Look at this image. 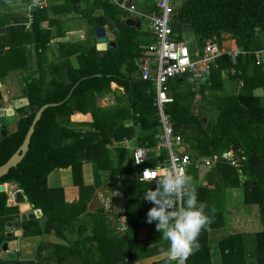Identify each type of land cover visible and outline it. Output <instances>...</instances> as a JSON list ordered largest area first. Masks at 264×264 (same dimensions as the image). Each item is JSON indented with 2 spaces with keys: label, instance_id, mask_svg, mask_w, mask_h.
I'll return each mask as SVG.
<instances>
[{
  "label": "trees",
  "instance_id": "obj_1",
  "mask_svg": "<svg viewBox=\"0 0 264 264\" xmlns=\"http://www.w3.org/2000/svg\"><path fill=\"white\" fill-rule=\"evenodd\" d=\"M127 1L129 4L136 2ZM28 2L37 3L42 0ZM53 2L34 13V22L28 29L6 25L7 21L0 15V81L10 72L27 67L28 45L34 44L37 55L44 56L48 44L66 35L61 22L64 23L69 16L85 19L94 30L109 26L115 35L117 46L114 49L99 50L97 37L92 47H87L85 40L72 41L64 38L59 45L64 50L62 53L67 55L63 66L47 63L44 65L49 70L47 77L45 75L40 78L23 77L24 95L30 104L17 110V115L9 122L11 129L8 135L0 134V166L8 162L22 146L38 110L46 104L60 103L44 111L35 127L26 157L7 175L0 178V187L17 183L26 202L30 203L33 209L42 211V217L22 223L24 237L47 234L66 237L67 232L75 231L77 226L80 230H86L89 226L87 227L85 220L78 225L81 222L79 218L86 213L88 202L96 190L106 185L108 181L121 179L124 182L123 195L129 201H133L134 197L142 198L146 191L150 188L154 190L156 187L153 183H147L146 187H149L147 189L144 187V193L138 196L135 192L129 191L130 182L135 185L141 183L135 180L137 171L136 165L132 162L133 152L130 153L125 146L114 147L113 143L114 140L121 142L131 139L134 134H137L140 146L155 143L154 136L159 132L157 108L154 106L156 90L152 83L140 75L134 77L126 72L127 68L138 70L137 59L144 53L149 54L145 47L154 41V36L144 31L142 27L138 29L136 26L127 25V16L120 11L121 9L120 13L113 11L115 6L109 5L110 1L53 0ZM144 2H136L138 8L147 12L158 10L155 4H149L147 0ZM102 9L106 11L105 14L99 13ZM62 17L65 19H61ZM12 18L15 25L25 19L19 16ZM138 21L142 24V20ZM172 27L178 40H182L186 32L193 31L200 46H204L211 38L216 37L221 42L224 35H230L246 50L264 49V0H182L176 8ZM148 40L150 42L145 44ZM255 42L258 44L252 47ZM75 61L78 66H73ZM217 63L218 68H213L205 77L215 69L237 68V64H233L228 55L221 56ZM258 66L260 72H264V61ZM61 70L64 74H61ZM185 79L192 81L189 75H184L168 84L174 101L167 105L166 113L176 127V134L182 137L186 147L189 145L195 150V153H192L187 148L193 157L203 155L218 160L216 167L222 173L225 186H239L241 180L238 169L222 161L221 154L232 147L237 152L241 149L245 151L247 160L242 174L247 177L243 183L246 187V202L258 206L264 225V103L259 100V103L250 106L243 101V97L240 101L241 96L239 98L204 96L202 106L204 108L210 106L211 113L207 114L204 108L197 113L187 102L186 95L175 93L172 88L173 82L176 89L182 87ZM202 81L193 92L198 94L200 91L206 95ZM115 84L123 89V96L134 109V125L139 131L135 127L133 129L124 126L129 119L127 112L103 107L101 109L95 104L96 95L104 97L112 93V85ZM90 91L96 94L93 98L87 99ZM19 113L24 114L20 116ZM89 116L94 118V122L87 121ZM119 116L121 120L114 119ZM73 118L80 121L74 122ZM71 125L90 126L91 131L87 127L79 129ZM86 164L92 166L94 178L92 185L84 184L83 166ZM68 168H72L74 184L80 188L81 198L77 203L67 201L63 186L53 187L49 184V176L54 170ZM190 172L196 189L198 171L192 169ZM196 193L199 202L206 205L210 202L211 205L205 208H208L205 213L210 217L211 223L201 230L198 237L199 247L187 258V263L194 261L196 264H212L211 248L207 243L208 232L223 223L224 201L219 194L210 193L206 188L200 187ZM12 197L13 193L7 189L0 190V247L7 240L2 237L6 232L7 223L18 220L21 215L20 205L10 204ZM216 210L219 212H215ZM87 214L90 218L95 215ZM146 215L147 211L144 209L125 214L128 225L126 241L136 240L144 226L148 227L150 237L154 229L159 234L158 238L163 240L162 235L156 231L155 223L146 222ZM216 215L219 220H216ZM165 243L168 244L167 241ZM220 247L224 264H264V230L254 234H231L221 242ZM120 255L119 260L124 261L128 258L131 261L129 254L121 252ZM104 261L109 264L113 257L106 254L101 259V262ZM8 262L10 261L0 257V264ZM157 264L171 262L166 258Z\"/></svg>",
  "mask_w": 264,
  "mask_h": 264
},
{
  "label": "crops",
  "instance_id": "obj_2",
  "mask_svg": "<svg viewBox=\"0 0 264 264\" xmlns=\"http://www.w3.org/2000/svg\"><path fill=\"white\" fill-rule=\"evenodd\" d=\"M42 1H45L47 6L54 3L53 0ZM34 3L28 2V0H0V15L5 16V19H11L12 16L24 17V21L19 24L15 25V22L13 21L6 25L11 27L14 25V27L18 26V28L24 27L25 29H28L30 26L27 24L28 14L26 12ZM62 18L65 19V17ZM83 20L84 19H78L73 16H69L65 19L66 24H64L66 25L65 27L67 33H73L75 30L76 34H79V36L82 35L81 33L84 34V32H82L83 28L81 27ZM45 24L46 26L48 25L47 23ZM76 39L79 40L78 38ZM221 44L226 50H233L237 47L242 49L243 52L239 56V59L233 61V64H237L236 70L238 73L237 75H229L230 69L228 68L223 70L215 69V71L210 72L206 77H204L202 85L205 87L206 95L204 92L202 93L199 91L198 98L195 97V101L193 102V105L195 103L198 104L197 107L193 106V110L197 113L201 108H204L202 106L204 96L217 98H239V96H241L239 98L240 101L243 97V101L248 103L250 106H254L255 103H259V100L264 103V72H260L258 66L259 61H264V49L253 48L252 50H246L244 47L238 45L236 40L230 35H224L221 39ZM257 44L258 43L255 42L252 47ZM54 47L55 42L53 40L51 45L48 46V51H51ZM35 53L36 46L34 44L28 45L27 65L29 67L33 63ZM15 71H19L18 73H20V71H24V69L10 72L6 79H9L11 75L13 76ZM4 80L5 78L0 81V89L7 90V92L9 91V93L16 95L18 99L27 98L24 95L23 79L19 85L16 84L14 79L8 83ZM180 80L183 82L182 78ZM112 86L123 92V89L116 86V84ZM216 89L219 90L216 91ZM209 90H212V93L214 94L208 93ZM219 91H223L224 94H217ZM17 98L13 100L12 105H9L10 107L8 108H14V101H16ZM204 109L207 114L211 113V111H209L211 110L210 106H206ZM16 114L14 116H16ZM8 124L9 117L7 129H9ZM130 143L131 142H129V140L122 141L120 142V145L127 147L130 153H132L136 145L131 146ZM70 169L72 173L70 183L68 185L64 183L63 185H55L53 187L63 186L66 191L67 201L69 203H77L81 198L80 188L74 184L72 168H68V171ZM90 172L92 178V166L90 164L84 165V184H93L86 183L87 175L89 176ZM197 173L200 177L196 179V190H199L200 187L206 188V190L210 191V193L214 192L219 194L220 198L224 201L225 209L223 214V223L221 226L214 227L208 232L207 242L211 248L212 264H224V258L220 247L221 242L224 239L234 233L254 234L264 230V225L262 228L259 223V220L261 219L259 208L257 205L248 204L246 202V187L243 183L247 180V177L239 171L238 173H240L239 177L241 180V184L239 186H225L223 184L222 173L217 168H210ZM91 178L89 177V179ZM12 184L16 188V191H11L13 196L17 193L20 194L21 191L19 190L17 183L14 182ZM110 184L111 187L107 186L109 189H118L116 184ZM98 190L100 189L98 188L96 193ZM121 193L122 196L118 199L112 195L111 198L104 202L95 200L96 195H94L88 202L86 213L82 214L79 218L81 219V222L78 223L79 225L82 223V220H85V223L87 227L89 226V228L86 227V230H80L77 226L75 231H68L66 237H57L54 234L24 237L22 227L15 230V239L18 241V247L15 249L14 253H16L17 258L12 260L7 259L10 261L7 264H15L14 261L22 263L30 262L34 264H108L105 261L101 262L102 257L106 254L113 257V261L109 264H157L166 259L167 257L165 255V251L168 244L158 238L159 234L156 233L154 229L152 230L151 237L149 235L148 227L144 226L141 228L136 240H125L128 228L125 214L129 211H138L140 209H144L148 212L153 205L150 203V205L141 204L134 206L132 201H129V199L123 195L122 190ZM9 202L10 204L15 203L13 197ZM209 205H211L210 202ZM207 209H205V212ZM215 212H219V210H216ZM87 213H93L95 215L90 218ZM96 214L98 216H96ZM216 216V220H219L218 215ZM121 252L129 254L131 261H129L128 258L124 261L119 260ZM171 264H176V262L172 261ZM190 264L196 263L191 261Z\"/></svg>",
  "mask_w": 264,
  "mask_h": 264
},
{
  "label": "built area",
  "instance_id": "obj_3",
  "mask_svg": "<svg viewBox=\"0 0 264 264\" xmlns=\"http://www.w3.org/2000/svg\"><path fill=\"white\" fill-rule=\"evenodd\" d=\"M102 1L117 3L127 18L142 21L145 19L149 24L148 32L154 36V41L145 47L149 54H142L137 59V64L139 75L152 83L156 90L154 106L157 108L159 132L154 136L153 145H138L133 149V162L139 168L135 180L141 183H153L156 186V181L160 178L159 170L163 168L178 169L190 176L192 169L199 171L202 168L216 167L218 160L215 158L203 155L193 157L182 137L176 134V127L166 113L167 105L174 101L168 84L178 77L189 75L194 86L193 90H196L205 75L213 68H218L217 61L221 56L228 55L232 61H236L242 54V49L237 47L233 50H226L214 37L207 40L204 46L199 45L193 51L195 48H192L187 40H178L172 23L180 0H152L158 8L155 12L141 10L136 2L129 4L127 0ZM46 6L45 1L30 6L28 26L31 27L34 22V13ZM237 73L234 67L230 70L232 75H237ZM1 127L0 124V130ZM220 159L236 167L242 173L247 156L244 150L237 152L232 147L224 151ZM185 264H188L187 260Z\"/></svg>",
  "mask_w": 264,
  "mask_h": 264
},
{
  "label": "rangeland",
  "instance_id": "obj_4",
  "mask_svg": "<svg viewBox=\"0 0 264 264\" xmlns=\"http://www.w3.org/2000/svg\"><path fill=\"white\" fill-rule=\"evenodd\" d=\"M138 1L139 2H141V1L144 2L145 0H138ZM138 1L136 0V2H138ZM147 2L149 4H154V2L152 0H147ZM181 2H182V0L179 1L178 6L181 4ZM100 3L101 4H105V3H102V2H100ZM144 3H146V2H144ZM108 4L115 6V8L112 9L113 11H119L121 9L120 6L117 3L113 2V1H110ZM138 7H139V5H138ZM120 11H122V9ZM120 11H119V13H120ZM28 12H29V9L27 10L26 13L28 14ZM99 13L100 14H105L106 11L102 9V10L99 11ZM98 16H101V15H98ZM2 17L5 19V16H2ZM61 19H63V18H61ZM79 19H82V18H79ZM5 20L7 21V23L13 22L12 19H5ZM64 23H65V21H64ZM64 23L61 22V27L63 26L62 29L66 32V35L58 37V39L54 40V42H55L54 49H52L51 51L47 50V53H45L44 56L37 55V51H36L35 56L33 58V63H32V65L30 67L27 65V67H25L24 71H20V73H18L19 71H15L13 76L11 75L9 77V79L5 78L4 81H7V83H8V82H11L14 79L16 84L19 85L24 76H36L37 78H40V77H43L45 75L47 77L49 75V70H48V68L44 67V65L46 66L47 63H51L52 62V63H57V65L63 66L67 55L62 53V52H64V50L59 45L61 44V41L64 40V38L65 39L68 38V39H71L73 41V40H77L76 38L79 39L81 37L80 39L81 40H85V45L87 47H92L95 44L94 40L97 37L96 36V30L97 29L94 30V27L90 26V24L85 19L83 20L82 25H81V27L83 28L82 32H84V34L81 33L82 34L81 36H79V34L77 35L75 30L73 31V33L72 32L67 33L66 27H65L66 23L65 24ZM148 26H149L148 22L144 19L142 21V29L144 31L148 32ZM20 30H21V32H23L22 28H20ZM94 32H95V34H94ZM69 34H71V35H69ZM82 36H83V38H82ZM183 39L187 40L191 44L192 48H195V49H193V51L196 50L197 47H199L198 39H197V37H196V35H195V33L193 31L186 32L184 34V36H183ZM149 42H150V40H148L145 44H148ZM78 65L79 64L77 63V61H75L74 64H73V66H78ZM126 72H128L130 75H132L134 77H137V75L139 73L137 69H133V68H127ZM25 73H26V75H25ZM61 74H64L63 70H61ZM112 88H113V92L110 93V94L105 95L104 97H99V96L96 95V100H95L96 103L95 104L98 107H100L101 109L103 107V109H109V110L116 109V110H118V112H120V111L121 112H127V116L129 117V119L125 122L124 126L125 127H129V128L135 127L137 129V131H139V128L134 125L135 122H134L133 118H134L135 111L129 105L128 99L125 96H123V92L121 90L115 89L113 86H112ZM172 88H174V92L175 93L178 92L180 94H185L186 97H187V102L190 105H192L194 107H197L198 104L195 103L193 105V102L195 101V97L198 98V94L193 92V85H192V81L190 79H185L184 84L182 85V87L177 88V89L175 88V82H173L172 83ZM218 90L219 89H216V91H218ZM212 92H213L212 90H209L208 93L214 94ZM95 94L96 93L94 91L88 92L87 99L88 98L89 99L93 98ZM217 94L223 95L224 92L223 91H219V92H217ZM16 98H17V96L9 93V91L7 92V90L0 89V107H6V108L10 107L9 105H12L13 100L16 99ZM76 101H78V100H76ZM112 107H114V108H112ZM194 107H193V109H194ZM23 114L24 113H19L20 116H22ZM123 115H121V116H123ZM114 119L121 120V117L119 116V117H116ZM12 120H13V117H9V122L12 121ZM72 121L79 122L80 119L78 120V119L73 118ZM87 121L88 122H94V118L92 116H89ZM10 125L11 124L9 123L8 124V128L9 129H7V133L10 132V129H11ZM71 127H75V128L81 129V128H84L85 126L84 125L83 126L71 125ZM86 127H87V129L89 131H91V127L90 126H86ZM1 132L2 131L0 130V134L2 135ZM128 140H129V142H131L130 143L131 146H134V145L138 146L139 145L138 140H137V134H134L133 138L125 139L124 141H128ZM113 143H114V147L122 146V145H120V142H118V141L116 142L114 140ZM114 147H112V149H114ZM187 148L192 153H195V150H193V148L190 147L189 145H187ZM132 162H133V158H132ZM85 169H87V168H85ZM138 170H139V168L136 167V171H138ZM204 170H206V168H202L198 172H202ZM71 175H72L71 169L69 171H68V169H56L49 176V184L51 186L63 185L64 183L68 185L70 183V181H71ZM190 175H191V172H190ZM89 177L91 178V172L89 173V176L87 175L86 183H88V184L94 183V178L92 177L91 179H89ZM198 177H200V175L197 174V178ZM110 183H113L112 185L116 184V187H118V189H114V190L109 189V187H107V186L111 187ZM123 184H124V182L121 179H117L116 181H110V182L108 181V182H106V185H104L102 187V189L99 188L100 190H98L97 193L95 192V194H94V195H96V199L95 200H99V201L104 202V201L108 200L109 198H111L112 195H114V197L118 199L120 196H122L121 195L122 194L121 190L123 189ZM85 185H87V184H85ZM12 186H13L12 183L7 186L8 191H10V192L12 191ZM146 186H147V183H140L139 185H135V184H133V182H130L129 183V191H131V193L135 192L136 193L135 195L138 196V194H141L145 189H147L149 187V186L148 187H146ZM144 187H146V188L143 190ZM13 189H14V186H13ZM143 197H144V195H142V198L141 197H138V198L134 197V200L132 201L133 205L134 206H138V205H141V204H149L150 202L146 201ZM13 198H14V202L16 203V200H15L14 196H13ZM93 208H96V207H93ZM259 221H260L259 222L260 223V227L263 228V223H262L261 219Z\"/></svg>",
  "mask_w": 264,
  "mask_h": 264
},
{
  "label": "clouds",
  "instance_id": "obj_5",
  "mask_svg": "<svg viewBox=\"0 0 264 264\" xmlns=\"http://www.w3.org/2000/svg\"><path fill=\"white\" fill-rule=\"evenodd\" d=\"M159 176L155 189L150 188L143 197L153 205L147 212L146 222L155 223L156 231L168 242L167 260L185 264L199 247L201 230L211 223L205 213L207 205L198 201L192 178L183 171L163 168Z\"/></svg>",
  "mask_w": 264,
  "mask_h": 264
},
{
  "label": "water",
  "instance_id": "obj_6",
  "mask_svg": "<svg viewBox=\"0 0 264 264\" xmlns=\"http://www.w3.org/2000/svg\"><path fill=\"white\" fill-rule=\"evenodd\" d=\"M126 24L130 26H136L138 29L141 28V22H139L138 20L134 18H127ZM96 36H97L99 50H106L108 48H113V49L116 48L117 44L115 42V35L114 33H112V30L109 26L97 28ZM14 104H15L14 108L0 107V124L2 125L1 133L3 136L8 135L7 133L8 117L14 116L17 110L28 107L30 104V101L28 98L17 99L16 101H14ZM58 105H60V103H50V104L44 105L38 110L22 146L8 160V162L0 166V178L7 175L13 167L18 166V164L23 161V159L26 157L29 151L31 138L35 132V127L37 123L41 120L44 111L50 107H54ZM6 189H7L6 186L0 187V190L2 191ZM14 197H15L16 203L20 205L21 215L18 220L8 222L6 225V232L2 234V237L7 238V240L0 247V257L2 259L12 260V259L17 258V255L16 253H14V251L18 247V241L14 238L15 237L14 231L17 229H20L22 227L23 222H26L28 220H34L36 218H40L43 215L40 209H33L32 205L26 202V199L23 196L22 192L20 194L19 193H17L16 195L14 194Z\"/></svg>",
  "mask_w": 264,
  "mask_h": 264
},
{
  "label": "bare ground",
  "instance_id": "obj_7",
  "mask_svg": "<svg viewBox=\"0 0 264 264\" xmlns=\"http://www.w3.org/2000/svg\"><path fill=\"white\" fill-rule=\"evenodd\" d=\"M17 81V80H16ZM18 82V81H17ZM7 89V88H6ZM9 99V98H8ZM18 99V98H17ZM10 100V99H9ZM11 101V100H10ZM16 191V188L14 187V189H13V186H12V191ZM10 192V191H9ZM14 199V198H13Z\"/></svg>",
  "mask_w": 264,
  "mask_h": 264
}]
</instances>
